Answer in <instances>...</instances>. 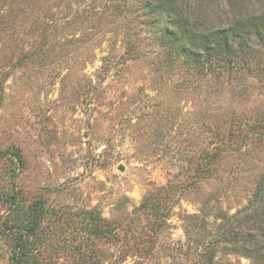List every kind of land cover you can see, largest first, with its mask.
Returning a JSON list of instances; mask_svg holds the SVG:
<instances>
[{"label": "rangeland", "instance_id": "obj_1", "mask_svg": "<svg viewBox=\"0 0 264 264\" xmlns=\"http://www.w3.org/2000/svg\"><path fill=\"white\" fill-rule=\"evenodd\" d=\"M201 1L214 26L264 8ZM152 4L0 0V226L22 216L8 193L40 200L44 262L197 264L187 239L214 238L264 177V33L230 74H200L173 62ZM10 254L0 233V264Z\"/></svg>", "mask_w": 264, "mask_h": 264}, {"label": "trees", "instance_id": "obj_2", "mask_svg": "<svg viewBox=\"0 0 264 264\" xmlns=\"http://www.w3.org/2000/svg\"><path fill=\"white\" fill-rule=\"evenodd\" d=\"M202 3L201 0H153L151 8L156 20L155 32L167 47L173 62L184 59L200 74L215 69V66H225L221 72L230 74L231 63L235 65L243 61L235 57L238 53L243 56L245 48L249 46L246 41L249 34L264 33V8L256 13H247L240 8L228 23L214 26L210 20L211 14L207 17L202 14L206 11ZM230 4H233L232 0ZM158 17L166 21L161 22L157 20ZM13 154L20 159L18 152L14 151ZM16 195L17 192L13 190L5 195L3 201L18 211L22 209V216H13L10 224L0 226L2 236L11 241V264H49L40 257L37 242L41 221L49 215V211L39 203L40 200L29 203L26 209L21 208ZM140 207L143 208L144 204ZM82 223L90 230L86 217ZM189 227L191 225L186 224L184 230L188 232ZM90 231L96 236L106 235L102 228ZM190 241H195L196 248L200 249L197 264H220L219 250L247 258L246 264H264V177L246 206L217 226L214 238L204 241L189 237L187 242ZM228 264L231 262L228 261Z\"/></svg>", "mask_w": 264, "mask_h": 264}, {"label": "water", "instance_id": "obj_3", "mask_svg": "<svg viewBox=\"0 0 264 264\" xmlns=\"http://www.w3.org/2000/svg\"><path fill=\"white\" fill-rule=\"evenodd\" d=\"M120 169L123 170V166H120Z\"/></svg>", "mask_w": 264, "mask_h": 264}]
</instances>
